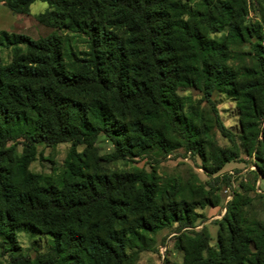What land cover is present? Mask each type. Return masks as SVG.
Listing matches in <instances>:
<instances>
[{
	"label": "trees",
	"instance_id": "16d2710c",
	"mask_svg": "<svg viewBox=\"0 0 264 264\" xmlns=\"http://www.w3.org/2000/svg\"><path fill=\"white\" fill-rule=\"evenodd\" d=\"M36 2L48 5L42 25L82 38L85 49L55 33L38 41L0 33L13 52L8 64L0 56V250L8 264H85L84 255L134 264L130 251L147 250L150 235L194 225L195 210L214 204L211 193L163 183L155 172H108L91 155L104 136L110 162L185 149L209 175L220 172L238 156L234 135L216 117L234 151L218 147L180 90L201 92L213 109L216 92L237 100L243 146L264 176V23L247 24L235 0H0L24 15ZM19 141L21 155L9 147ZM63 143L72 150L60 178L30 172L37 145ZM243 204L229 206L216 249L206 229L182 235V264H264V226L245 225ZM21 230L50 236V250L21 255Z\"/></svg>",
	"mask_w": 264,
	"mask_h": 264
},
{
	"label": "rangeland",
	"instance_id": "374dc122",
	"mask_svg": "<svg viewBox=\"0 0 264 264\" xmlns=\"http://www.w3.org/2000/svg\"><path fill=\"white\" fill-rule=\"evenodd\" d=\"M202 0H194L190 5ZM241 5L247 24L264 23V3L257 0H235ZM48 5L43 2L34 3L27 15L13 13L4 3H0V33L29 37L34 41L44 39L51 34H58L71 41L74 51L85 49L84 40L62 29L50 28L42 25L38 17L45 14ZM227 35V30L212 36L220 39ZM245 51L249 46L244 47ZM0 56L5 63L13 60L11 49L0 46ZM247 64V63H246ZM241 69L243 63L236 64ZM179 95L184 98L188 115L209 126L210 135L221 149L234 151L228 138L224 137L216 128V117L234 135L238 156L226 164L217 174L211 176L207 173L204 163L197 155L179 149L169 154L155 152L149 156L132 158L123 161L110 162V155L114 152L112 143L104 136L98 138L91 151L93 161L108 172H134L136 170L155 172L160 181L178 182L181 185L192 184L200 190L211 193L210 200L214 204L197 208V218L190 228L182 229L177 223L164 228L148 239V249L140 251L135 249L130 253H138L134 264H182L184 255L178 249L179 238L182 235L200 233L207 230L210 235V246L217 247L220 231V222L227 215L231 203L241 198L243 204V221L245 225L261 223L264 226V176L260 172L262 166L255 155H248L242 140L240 127L241 110L238 102L229 94L214 93L211 97L212 105L208 104L204 95L194 89H183ZM194 109V110H192ZM203 120V121H202ZM264 124L262 125L263 128ZM22 141L10 143L9 147L16 146L17 153L22 154ZM72 150V144L63 143L55 147L45 144L37 145L36 159L31 163V173L58 179L65 169V161ZM85 147L79 146L78 153L84 152ZM261 165V166H260ZM261 178V179H260ZM216 179H219L217 182ZM20 254L35 258L38 254L48 252L52 246V238L35 231L21 230L18 232ZM85 264L93 262L84 255ZM9 254L0 250V264H8Z\"/></svg>",
	"mask_w": 264,
	"mask_h": 264
},
{
	"label": "bare ground",
	"instance_id": "6f19581e",
	"mask_svg": "<svg viewBox=\"0 0 264 264\" xmlns=\"http://www.w3.org/2000/svg\"><path fill=\"white\" fill-rule=\"evenodd\" d=\"M261 179V178H260Z\"/></svg>",
	"mask_w": 264,
	"mask_h": 264
}]
</instances>
